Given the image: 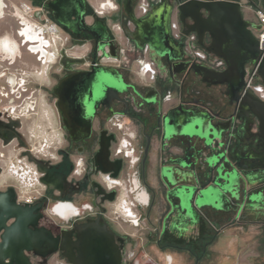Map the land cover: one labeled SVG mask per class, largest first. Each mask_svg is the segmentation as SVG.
<instances>
[{
  "label": "flooded vegetation",
  "instance_id": "flooded-vegetation-1",
  "mask_svg": "<svg viewBox=\"0 0 264 264\" xmlns=\"http://www.w3.org/2000/svg\"><path fill=\"white\" fill-rule=\"evenodd\" d=\"M184 1L0 0V37L7 33L0 42L9 39L17 52L10 57L0 47V264H234L240 239L246 245L252 234L253 250L264 253L259 122L235 101L248 93L264 101L248 81L263 90L264 82L249 61L241 76L213 77L216 84L190 68L221 72L226 63L194 32L185 34L177 9ZM225 1L240 5L258 42L264 0ZM27 24L45 30L46 60L23 37ZM46 33L61 34L55 59ZM172 40L177 60L170 68ZM209 42L205 35V47ZM21 46L43 63L54 60V126L41 141L21 118L28 90ZM30 101L27 118L35 114V97ZM174 108L171 120L195 108L218 113L212 123L226 129L200 152L172 135L179 126L167 127L161 141V117ZM218 152L248 176L221 202L200 196L207 176L199 168ZM186 186L195 188L189 198ZM221 243L232 256L211 255Z\"/></svg>",
  "mask_w": 264,
  "mask_h": 264
},
{
  "label": "water",
  "instance_id": "water-1",
  "mask_svg": "<svg viewBox=\"0 0 264 264\" xmlns=\"http://www.w3.org/2000/svg\"><path fill=\"white\" fill-rule=\"evenodd\" d=\"M177 9L179 17L187 29L185 34L188 35L190 32H194L201 47L223 58L226 63V69L221 72H215L202 65L193 64L190 68L197 75L204 80H209V83L216 84L219 82L211 81L213 77L225 78L232 73L241 76L244 64L249 61L258 64L257 73L264 82V52L259 49L258 42L251 32L253 25L243 18L238 3L225 0H186L179 4ZM186 20H189V23H186ZM205 35L210 40L207 47L203 43ZM175 52V45L172 40L166 51L170 68L176 65L177 56ZM235 101L240 107H244L248 113L258 119L262 143L261 151L257 153L256 160H261L264 163V101H258L250 93L239 96ZM154 102L155 100L152 103ZM177 109H171L162 115L161 141L169 138L167 127H170V125L179 126L180 128L174 131L172 135H184L187 138L188 147L186 150L192 148L195 152H200L202 148L209 149L210 143L215 138H220L221 132L226 129V126L223 127L219 126L218 123H212L213 117H217L218 113L210 115L204 110H196L195 108L185 109L180 114L181 117L177 115L172 117L171 120L170 114L172 115ZM159 124L160 121H158L157 127ZM189 129H195L200 133H190ZM192 137L195 138V141L191 145ZM197 142L198 144L203 143L204 146L196 147ZM205 163L207 167H200L199 169H206L204 175L207 176V183H211V185L207 187H205L207 183L203 185L200 196L214 198L216 202H221L225 199V192L230 191L231 187L235 186V189H238L240 180L245 181V177H248L245 174L247 172L239 173L223 152L208 156L205 159ZM189 166L194 168L195 162L190 161L187 164V167ZM166 168L170 169L171 172L174 171L172 169H178L174 166ZM194 190L193 186H186V194L184 195L189 198V194L191 195ZM175 196L182 198L179 194H175Z\"/></svg>",
  "mask_w": 264,
  "mask_h": 264
},
{
  "label": "rangeland",
  "instance_id": "rangeland-1",
  "mask_svg": "<svg viewBox=\"0 0 264 264\" xmlns=\"http://www.w3.org/2000/svg\"><path fill=\"white\" fill-rule=\"evenodd\" d=\"M244 16H246L245 13ZM28 19L32 23H34V21L30 17ZM253 20L257 21L255 17H253ZM12 21L14 22L15 20L12 19ZM6 35L7 33H4V35L1 36L0 38H4V36ZM45 36L51 43L52 47H49V49L54 56L53 59H55L56 56L55 48L59 46V42H60L59 38L61 37V34L56 33V36L53 39L51 38L50 33H46ZM10 37L12 36L10 35ZM20 50H21L20 51L21 58L18 61H23L25 63V65L21 64L22 65L21 67L25 70L27 74L26 77L27 83H25L24 87L28 89L26 92H22V96L20 97L22 99V97L25 96L24 101L26 102V106L22 110L23 114L26 113V115L21 116V118H23V120L27 123L29 132L32 133L33 135H38L36 140L41 141V139H43L44 131H46V129H48V127H50L51 125L54 126V119L52 117V110H51V100L48 95V91L50 88L49 80H51L50 72L53 69L51 68V66H53L54 60L52 62L48 61L46 63H43L42 61L38 60L37 56L32 55L31 53L26 51L27 47L21 46ZM11 96L12 98H14V95ZM34 97H35V110H34L35 114L34 115L31 114L30 117L27 118V115L30 112H32L31 108L34 106V103L31 102L30 100H33ZM14 100L19 101V99H15V98ZM246 229L250 231H254L257 228L252 225H249L247 226ZM251 236L249 237L251 239V241L249 239L250 243L247 244L246 242V245L244 240L240 239L241 240L239 243L240 247L236 250V254L233 257L234 264H253L254 260H256L257 264H264V253L263 251L258 253L257 251L253 250L255 244ZM227 248H228L227 245L225 246L223 243H221L218 248H213L215 251L213 253L211 252V255L212 256L217 255L219 258L225 257L227 255L232 256L233 253L231 255ZM145 256H143L144 259L140 257L141 260L140 263L145 261L146 258Z\"/></svg>",
  "mask_w": 264,
  "mask_h": 264
},
{
  "label": "bare ground",
  "instance_id": "bare-ground-1",
  "mask_svg": "<svg viewBox=\"0 0 264 264\" xmlns=\"http://www.w3.org/2000/svg\"><path fill=\"white\" fill-rule=\"evenodd\" d=\"M27 27H24L21 33L24 35L26 41H31L32 43L37 42L36 45H29L32 49V52H40L42 56L45 57V60L48 58V50H46L45 46L47 45V40L45 41L42 39L40 34L45 30L34 28V26L27 24ZM50 32V31H49ZM0 47L9 53L10 57L14 56L16 47L10 43V40L5 38L3 41L0 42ZM48 52V53H47ZM17 53V52H16ZM15 53V54H16ZM51 55V54H50ZM45 63V62H44Z\"/></svg>",
  "mask_w": 264,
  "mask_h": 264
},
{
  "label": "built area",
  "instance_id": "built-area-1",
  "mask_svg": "<svg viewBox=\"0 0 264 264\" xmlns=\"http://www.w3.org/2000/svg\"><path fill=\"white\" fill-rule=\"evenodd\" d=\"M256 18L260 23V29L257 33L258 45L262 52H264V9H258L256 11ZM255 74V68L253 67L251 75ZM250 84L249 88L253 89L256 94H258L261 98H264V90L259 86H252L251 80L248 81Z\"/></svg>",
  "mask_w": 264,
  "mask_h": 264
},
{
  "label": "crops",
  "instance_id": "crops-1",
  "mask_svg": "<svg viewBox=\"0 0 264 264\" xmlns=\"http://www.w3.org/2000/svg\"><path fill=\"white\" fill-rule=\"evenodd\" d=\"M173 101V99L170 101V103Z\"/></svg>",
  "mask_w": 264,
  "mask_h": 264
}]
</instances>
